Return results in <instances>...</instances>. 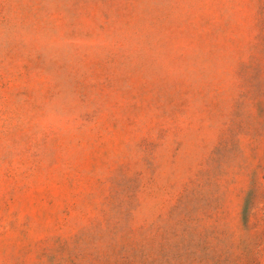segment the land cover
I'll return each instance as SVG.
<instances>
[{
    "label": "rangeland",
    "instance_id": "1",
    "mask_svg": "<svg viewBox=\"0 0 264 264\" xmlns=\"http://www.w3.org/2000/svg\"><path fill=\"white\" fill-rule=\"evenodd\" d=\"M0 27V264H264V0H0Z\"/></svg>",
    "mask_w": 264,
    "mask_h": 264
},
{
    "label": "clouds",
    "instance_id": "2",
    "mask_svg": "<svg viewBox=\"0 0 264 264\" xmlns=\"http://www.w3.org/2000/svg\"><path fill=\"white\" fill-rule=\"evenodd\" d=\"M15 34L6 30L3 27H0V44L6 43L9 40L15 39ZM61 119V112L58 107L55 105H51L46 109V116L44 119V123L47 125H56Z\"/></svg>",
    "mask_w": 264,
    "mask_h": 264
}]
</instances>
